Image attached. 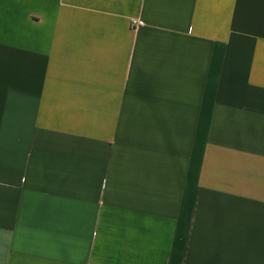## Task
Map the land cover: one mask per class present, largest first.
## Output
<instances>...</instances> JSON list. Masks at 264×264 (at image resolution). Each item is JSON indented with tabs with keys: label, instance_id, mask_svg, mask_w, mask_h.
Returning a JSON list of instances; mask_svg holds the SVG:
<instances>
[{
	"label": "crops",
	"instance_id": "1",
	"mask_svg": "<svg viewBox=\"0 0 264 264\" xmlns=\"http://www.w3.org/2000/svg\"><path fill=\"white\" fill-rule=\"evenodd\" d=\"M0 264H264V0H0Z\"/></svg>",
	"mask_w": 264,
	"mask_h": 264
},
{
	"label": "built area",
	"instance_id": "2",
	"mask_svg": "<svg viewBox=\"0 0 264 264\" xmlns=\"http://www.w3.org/2000/svg\"><path fill=\"white\" fill-rule=\"evenodd\" d=\"M142 26H143V21H141V20H134L132 22V27L135 31L137 28L142 27Z\"/></svg>",
	"mask_w": 264,
	"mask_h": 264
}]
</instances>
